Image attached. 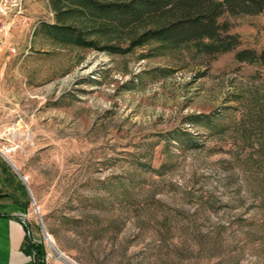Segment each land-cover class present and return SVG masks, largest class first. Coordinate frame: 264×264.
Returning <instances> with one entry per match:
<instances>
[{"label": "rangeland", "instance_id": "1", "mask_svg": "<svg viewBox=\"0 0 264 264\" xmlns=\"http://www.w3.org/2000/svg\"><path fill=\"white\" fill-rule=\"evenodd\" d=\"M225 18L237 49L264 48V11ZM44 21L50 0L0 12V150L15 163L0 153V213L24 220L42 264H66L46 233L76 264H264V65L193 44H59Z\"/></svg>", "mask_w": 264, "mask_h": 264}, {"label": "trees", "instance_id": "2", "mask_svg": "<svg viewBox=\"0 0 264 264\" xmlns=\"http://www.w3.org/2000/svg\"><path fill=\"white\" fill-rule=\"evenodd\" d=\"M50 5L54 22H41L37 30L59 44L113 53L128 52L149 41L172 48L193 44L208 57L234 50L236 61L264 65V48L237 49L240 41L229 32L231 22L225 18L260 13L264 11V0H50ZM91 33L123 39L126 46L100 47L96 39L89 38ZM1 171L8 172V167L2 165ZM4 177L10 181L15 175ZM19 188L26 193L20 182ZM4 195L0 193V198ZM20 249L26 255L33 254L32 264L43 263L42 246L31 242L28 236L25 235Z\"/></svg>", "mask_w": 264, "mask_h": 264}, {"label": "crops", "instance_id": "3", "mask_svg": "<svg viewBox=\"0 0 264 264\" xmlns=\"http://www.w3.org/2000/svg\"><path fill=\"white\" fill-rule=\"evenodd\" d=\"M15 208L21 214L22 208ZM21 219L20 216L0 215V264H30V256L20 250L26 230Z\"/></svg>", "mask_w": 264, "mask_h": 264}, {"label": "built area", "instance_id": "4", "mask_svg": "<svg viewBox=\"0 0 264 264\" xmlns=\"http://www.w3.org/2000/svg\"><path fill=\"white\" fill-rule=\"evenodd\" d=\"M20 2H21V0H0V12L3 13V14H7V11H9L12 7L16 8L17 6H19ZM28 235H30L29 232H28ZM46 239H47V235H46ZM36 242H37V240H36ZM47 244L50 246V248L53 251V253L56 254V257H55L56 260H62L64 263L69 264L67 262L68 261L67 259H70L68 256L63 254L61 251H58L54 247L53 243H49L48 240H47ZM58 255H60V256H58ZM60 257H64V258L61 259ZM51 258H52V254L51 253H47L45 255V263L46 264H50V262L52 261ZM74 264H76V263L74 262Z\"/></svg>", "mask_w": 264, "mask_h": 264}, {"label": "bare ground", "instance_id": "5", "mask_svg": "<svg viewBox=\"0 0 264 264\" xmlns=\"http://www.w3.org/2000/svg\"><path fill=\"white\" fill-rule=\"evenodd\" d=\"M0 152L2 153V155L10 162V163H12L14 166H15V163L13 162V160L11 159V157L8 155V153L7 152H5V151H3V150H0ZM46 235H47V240H48V242L49 243H53V240H52V237H51V235L49 234V233H46ZM58 256H60V255H58ZM61 259L62 258H64V257H60ZM68 261V263L69 264H74V262H73V260H70V259H67Z\"/></svg>", "mask_w": 264, "mask_h": 264}, {"label": "water", "instance_id": "6", "mask_svg": "<svg viewBox=\"0 0 264 264\" xmlns=\"http://www.w3.org/2000/svg\"><path fill=\"white\" fill-rule=\"evenodd\" d=\"M1 153V152H0ZM2 154V153H1ZM5 158V157H4ZM6 159V158H5ZM7 160V159H6ZM8 161V160H7ZM8 163L14 168V165L12 164V163H10L9 161H8ZM19 177H20V179H21V181L25 184V178L23 177V176H21V175H19ZM22 220V222H24V220L23 219H21Z\"/></svg>", "mask_w": 264, "mask_h": 264}]
</instances>
